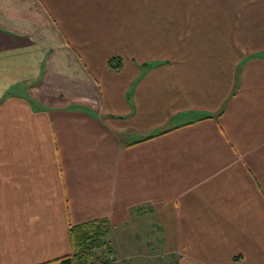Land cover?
Segmentation results:
<instances>
[{
  "label": "crops",
  "instance_id": "1",
  "mask_svg": "<svg viewBox=\"0 0 264 264\" xmlns=\"http://www.w3.org/2000/svg\"><path fill=\"white\" fill-rule=\"evenodd\" d=\"M98 221L111 264H264V0H0V264Z\"/></svg>",
  "mask_w": 264,
  "mask_h": 264
},
{
  "label": "trees",
  "instance_id": "2",
  "mask_svg": "<svg viewBox=\"0 0 264 264\" xmlns=\"http://www.w3.org/2000/svg\"><path fill=\"white\" fill-rule=\"evenodd\" d=\"M91 230L99 231V235H104L108 230L107 224L104 221H98L96 223L71 228L70 236L73 245V254L62 259L61 264H105L103 261L92 260L93 253L90 249L89 243L86 240L88 237L87 231ZM96 238V241L100 240V237ZM96 241L92 242L93 247L98 246Z\"/></svg>",
  "mask_w": 264,
  "mask_h": 264
},
{
  "label": "rangeland",
  "instance_id": "3",
  "mask_svg": "<svg viewBox=\"0 0 264 264\" xmlns=\"http://www.w3.org/2000/svg\"><path fill=\"white\" fill-rule=\"evenodd\" d=\"M226 49V57L223 59V61L226 62L227 58L230 56L228 54V50ZM229 55V56H228ZM114 66H118V63H115ZM88 233V237H87V242L90 245V249L93 253V259L92 260H98V261H103L105 264H111L112 263V259H111V255H110V251L108 249L109 245L106 242L105 239V235L107 234L105 232L104 235H99L100 232L96 231V230H91V231H87ZM108 232V231H107ZM96 237H100V240L96 241L95 239H97ZM96 241L98 243V246L93 247L92 246V242Z\"/></svg>",
  "mask_w": 264,
  "mask_h": 264
}]
</instances>
